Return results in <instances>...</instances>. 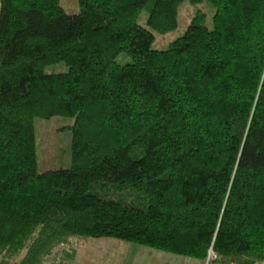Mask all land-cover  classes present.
I'll return each instance as SVG.
<instances>
[{"label":"trees","instance_id":"obj_1","mask_svg":"<svg viewBox=\"0 0 264 264\" xmlns=\"http://www.w3.org/2000/svg\"><path fill=\"white\" fill-rule=\"evenodd\" d=\"M77 1L0 0V264H72L49 258L69 237L263 264L264 0H207L211 27L162 50L182 0ZM54 115L70 165L37 172L33 118Z\"/></svg>","mask_w":264,"mask_h":264},{"label":"rangeland","instance_id":"obj_2","mask_svg":"<svg viewBox=\"0 0 264 264\" xmlns=\"http://www.w3.org/2000/svg\"><path fill=\"white\" fill-rule=\"evenodd\" d=\"M58 3L66 13L73 14L79 10L77 0H58ZM196 13L203 14L202 23L211 27L213 8L207 0L198 3L182 0L176 8L175 28L163 33L152 32L150 48L165 49L170 41L182 35L191 17ZM136 23L147 28L145 9L137 15ZM115 61L120 64L126 63L130 61V56L119 53ZM66 70L67 66L63 62L49 64L43 68L44 73H60ZM72 121V117L58 115L45 119L33 118L34 158L37 172L63 169L70 165L71 131L69 126ZM60 250L74 251L72 264H206L196 259L110 237H69L64 243L54 248L49 258L54 261L55 257L58 259L61 255ZM208 258H213V254L209 253ZM43 264H52V262L47 259Z\"/></svg>","mask_w":264,"mask_h":264},{"label":"crops","instance_id":"obj_3","mask_svg":"<svg viewBox=\"0 0 264 264\" xmlns=\"http://www.w3.org/2000/svg\"><path fill=\"white\" fill-rule=\"evenodd\" d=\"M112 245L115 246L113 243H112ZM125 251H126V249H125ZM127 251H128V250H127ZM120 254H121V253H120ZM121 255H122V254H121Z\"/></svg>","mask_w":264,"mask_h":264}]
</instances>
